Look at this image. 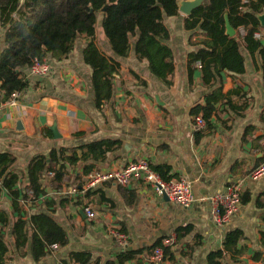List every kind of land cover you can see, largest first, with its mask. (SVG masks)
Returning <instances> with one entry per match:
<instances>
[{"label":"crops","instance_id":"1","mask_svg":"<svg viewBox=\"0 0 264 264\" xmlns=\"http://www.w3.org/2000/svg\"><path fill=\"white\" fill-rule=\"evenodd\" d=\"M260 15L264 16V12ZM186 17L184 14L183 18ZM167 19L172 35L167 44L175 56L172 86L167 87L158 81L149 72L147 62L136 59L134 43L130 57L121 61L115 101L103 113L89 104L92 90L89 96L84 97L73 90L41 93L39 88L30 89L17 93L12 100L14 103H2L0 93V153L7 152L16 157L14 169L23 177L21 171L26 173L32 157L48 155L53 148H72L105 139L121 141L122 147L96 163L95 170L112 171L147 160L151 167L168 168L170 181L188 180L195 203L189 209L182 208L159 196L154 187L143 180H133L127 187L107 182L88 191L85 189L86 175L82 174L84 163L80 162L67 167L70 179L62 191H54L49 186V179L48 187H45L42 180L47 195L35 205H21L24 219L28 220L40 212L54 217L68 232L69 244L51 250V254L35 262L29 248L12 249L11 243H7L11 249L7 259L17 264H61V259L67 258L69 252L87 251L92 254V261H117L120 251L124 250L110 235L111 230L128 237L127 249L139 250L148 249L159 239L176 240L177 229L192 226V232L175 244L180 248L179 254L172 247L174 257L165 263L206 264L209 252L222 248L226 233L239 228L247 237L241 246L248 247V254L240 260L249 258L251 264H264L263 259L255 261V256L251 258L249 254L253 243L260 244L264 251V179L252 181L247 178L256 167L257 159L262 157L259 147L264 139L258 138L264 135V61L258 53L251 57L242 45L246 72L228 74L230 76L225 77L224 83L225 93L235 89L240 91V95L234 98L237 103L245 104L240 105L241 115L226 112L223 106L218 105L210 127L207 125L205 129L197 130L191 111L197 104L204 103L203 96L207 90L199 71L195 72L191 83L188 55L195 49L191 42L197 43L200 38L196 42L191 39L192 33L184 30L183 20ZM260 32V41L264 45V30ZM4 34L5 29L0 24V51L6 46ZM67 60L54 62L60 64ZM125 86H129L125 89L127 92L122 93ZM154 102L161 105H153ZM18 123L23 126L22 130ZM53 126L57 127L60 139L54 138ZM47 128L51 130V136L42 132ZM248 128H251L249 132L254 131L245 138ZM79 132L86 135L76 138L74 135ZM199 134L200 140L197 139ZM76 177H81V180H76ZM231 183H240L242 195L250 193L251 201L243 204L241 196L239 212L229 224L218 227L211 220L210 198L224 192ZM73 187H77L78 192L70 193ZM48 201H54V214L48 210ZM87 207L95 211L94 218L87 216ZM0 210L12 212V199L7 191L1 194ZM15 216L18 217L17 214ZM254 228H258L256 232L260 235ZM197 242L201 244L194 247L192 255L183 256L187 245ZM150 256L145 250L126 264H150Z\"/></svg>","mask_w":264,"mask_h":264},{"label":"trees","instance_id":"2","mask_svg":"<svg viewBox=\"0 0 264 264\" xmlns=\"http://www.w3.org/2000/svg\"><path fill=\"white\" fill-rule=\"evenodd\" d=\"M181 1L185 0H25L24 4L20 0H0V24L5 29L6 44L0 51L1 102H10L17 93L40 88L44 78L29 77L33 62L36 59L48 63L67 60L81 37L85 39L83 61L91 69L93 96L89 104L95 105L97 111L103 113L108 105L114 103L121 61L130 57L134 43L136 59L147 62L149 72L158 81L167 87L172 86L175 56L167 44L172 35L166 19L180 16ZM263 12L264 0H204L183 19L184 30L200 38L197 43L190 40L195 48L188 55L190 81L193 83L194 74L199 71L207 90L203 96L204 103L197 104L191 115L195 118L202 116L208 127L217 114L218 105L223 106L226 112L241 115L240 105L245 104L237 103L234 98L240 95V91L235 89L225 93V77L246 72L242 45L251 57L258 53L264 61V45L254 37L255 33L264 30L260 21ZM99 23L108 47L107 54L95 41ZM228 24L235 31L233 36L227 33ZM250 129H247L245 138L254 131L249 132ZM42 132L45 136L52 135L48 128ZM85 135V132H79L74 136L81 138ZM200 138V134L197 135V139ZM258 139L263 140L264 135ZM121 147V141L105 139L72 148H53L48 155L32 157L23 177L14 169L16 157L7 152L0 153V197L3 191H7L12 199L11 213L0 210V264H6L11 250L4 237V229L7 228L12 235L11 248H29L35 262L51 254L52 245L66 247L69 234L56 219L42 212L24 219L22 203L35 205L47 195L41 182L43 179H49V186L54 191H62L70 179L68 166L83 162L82 174L88 175L95 170L96 163ZM259 148L262 157L257 159L256 167L264 163V143ZM152 169L164 181L171 180L168 168L152 166ZM76 180H81V177H76ZM250 201V193L242 195L243 204ZM46 204L54 214V201ZM191 232L192 226L177 229L174 245ZM246 239L242 229L229 230L222 248L210 251L206 264H224L226 256H230L233 263H239L248 254V247L241 246ZM200 244L187 245L183 256L192 255L194 247ZM157 247L164 248V261L173 259L172 246H163V239H159L148 249L120 251L117 261H92L90 252L71 251L67 258L61 259V264H126L145 250L152 254ZM253 260L258 261L259 258L254 257Z\"/></svg>","mask_w":264,"mask_h":264},{"label":"built area","instance_id":"3","mask_svg":"<svg viewBox=\"0 0 264 264\" xmlns=\"http://www.w3.org/2000/svg\"><path fill=\"white\" fill-rule=\"evenodd\" d=\"M254 37L258 40L262 39L261 32L255 33ZM51 67L46 61L36 59L29 69V77L43 78L50 74ZM16 97V96H15ZM11 103L14 101L11 100ZM207 126L206 121L202 116L195 118V127L197 130H203ZM252 181H260L264 179V163L254 167L247 176ZM133 180H143L151 184L156 193L178 206L189 209L195 203V195L193 193L191 183L184 179H176L169 182L164 181L152 169L147 160H139L117 170H95L86 175L85 189L92 190L98 186L107 183L115 182L118 185L127 187ZM70 193L78 192L77 187L70 188ZM242 187L240 183H231L224 192L216 194L210 198L211 203V220L218 227L226 226L230 223L232 217L239 212L241 206ZM85 212L88 217L94 218L95 212L87 207ZM110 235L118 243L119 247L126 250L128 247V237L117 231L111 230ZM175 243L174 239H164L163 246L170 247ZM51 250H56L57 245H52ZM164 248L157 247L149 257L152 263H160L164 261ZM6 264H17L14 260L7 259Z\"/></svg>","mask_w":264,"mask_h":264},{"label":"rangeland","instance_id":"4","mask_svg":"<svg viewBox=\"0 0 264 264\" xmlns=\"http://www.w3.org/2000/svg\"><path fill=\"white\" fill-rule=\"evenodd\" d=\"M180 13H181L180 16L177 17L178 21H182L184 19L183 18L184 13H182V12H180ZM100 19H101V16L99 17V20ZM168 22H169V20L166 19V23H168ZM192 38H193L194 42H196L199 39V36H197V34H193L191 36V39ZM95 41H96L98 47L100 48V50L107 54L108 53V47H107V44L105 42L103 35L101 34L100 23L98 24V27H97V33H96ZM84 47H85V39L83 37H81L77 40L76 45H75V50L71 54L70 59L68 58L69 60H67L66 63H60L59 64L57 62H54V60L50 61L51 62V63H49L50 67H51L50 75L45 77L39 84V86H40L39 89L42 90L41 93H45L47 91H52V93H55V91L73 90V91H77V93H79V94H82V96H84V97L89 96V94L91 93V90H92V86H91V82H90L91 69L87 65H85V63L83 61V49H84ZM82 65L84 66V68ZM85 67H87V68H85ZM31 78L36 79V77H31ZM127 87H129V86L123 87L122 93H123V91L127 92V90H125ZM57 89H60V90H57ZM129 91H131V90H129ZM51 95H53V94H51ZM153 105H161V104L154 102ZM21 172H22V175L25 174V172L23 170ZM46 183H48V179H43V185H45V187H48V185ZM33 210L36 212V209H33ZM258 228H256V229L254 228V231H255V233H257V235L260 233V232H256ZM4 232H5L4 237H5L6 243L10 244L11 242H10L9 228L4 229ZM253 237H255V234H253ZM172 247H173L172 249L179 254L180 248L176 247L175 245H173ZM249 254L251 255V258L255 256V257H258V258H261L264 260V251H262V247L260 246V244L254 245V243H253L252 247H250ZM223 262H224V264H233L231 259H230V256H226V258L224 259ZM158 264H167V263L162 261ZM174 264H178V263H174ZM235 264H251V259L246 258L244 260H240L239 263H235Z\"/></svg>","mask_w":264,"mask_h":264},{"label":"water","instance_id":"5","mask_svg":"<svg viewBox=\"0 0 264 264\" xmlns=\"http://www.w3.org/2000/svg\"><path fill=\"white\" fill-rule=\"evenodd\" d=\"M204 0H185V1H181L180 2V8L179 11L184 13L185 15L189 16L192 12V10H194L196 7L200 6L202 4ZM21 4H24L25 0H20ZM260 21L262 23V25H264V16L260 15ZM227 33L230 36H233L235 34V31L229 26V24L227 25ZM18 127L20 130L23 129V126L21 125V123H18ZM51 130L54 134V138L55 139H60L61 135L59 133V131L57 130L56 126L51 127ZM167 199V197H165Z\"/></svg>","mask_w":264,"mask_h":264}]
</instances>
